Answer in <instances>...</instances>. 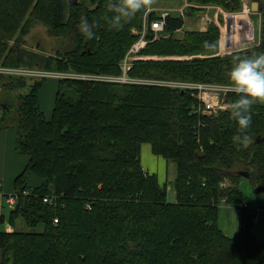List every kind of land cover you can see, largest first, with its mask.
<instances>
[{
	"label": "trees",
	"instance_id": "16d2710c",
	"mask_svg": "<svg viewBox=\"0 0 264 264\" xmlns=\"http://www.w3.org/2000/svg\"><path fill=\"white\" fill-rule=\"evenodd\" d=\"M147 1L117 24L109 5L118 0H0V64L37 63L61 74L120 76V64L137 39L132 30L142 28ZM188 1L199 7H190L188 16L204 11L203 6L237 12L243 4ZM27 17L29 25H22ZM81 17L92 26L93 38L80 31ZM155 17L150 14L151 20ZM259 17L258 45L217 56L219 35L211 24L207 32L188 33L182 41L151 43L141 54L214 57L135 61L129 76L228 85L236 58L264 53V7ZM35 23L47 26L55 37H69L73 49L57 58L23 49L19 31ZM183 25L182 17H170L165 32ZM51 79L33 80L29 92L19 96L18 116L0 100V128L19 123L14 127L17 151L28 159L15 183L17 202L7 204L8 223L15 229L0 231V264H264V241L251 234L259 207L246 202L237 187L240 173H249L250 184L264 195V105L252 106V123L240 133L230 108L218 116L194 114L198 104L190 91ZM48 82L57 89L50 119L40 105ZM18 89L15 80L0 77V92ZM237 98L230 93L226 100L231 104ZM237 134L251 138L247 147L234 139ZM143 144L176 165L175 203L167 201L168 185L161 186L156 175L143 170ZM31 173L41 180L39 185L28 184ZM46 198L52 202L45 203ZM221 204L239 211L240 232L234 239L218 228ZM20 219L29 228L42 225L43 232L17 231ZM5 222L0 215V225Z\"/></svg>",
	"mask_w": 264,
	"mask_h": 264
},
{
	"label": "rangeland",
	"instance_id": "374dc122",
	"mask_svg": "<svg viewBox=\"0 0 264 264\" xmlns=\"http://www.w3.org/2000/svg\"><path fill=\"white\" fill-rule=\"evenodd\" d=\"M67 1L69 3H75V4L79 3V0H67ZM243 1H245V0H242V2ZM188 2H189L188 0H148L147 1L145 15L150 9H151V11H153L151 13H155L156 15H157V12H155V11H167V12H170L172 14L173 13H180L183 11L182 18L184 20V25L181 28V30H178V31L171 33V34H167L161 40L163 41V40L173 38L177 41H182L185 39V37L188 33H191V32H207L209 26L211 24H214L218 30V35H219V41H218L219 45H218V50L216 51V55L222 57V56H226V55H230V54L234 53V52L229 53V54L225 53L222 50L220 43H219L221 38H223L222 35L225 34V31L222 30V24L220 23V18L223 19L222 15L220 18L218 17V20L216 19V22L209 23V21H208L207 25H206V23H203V25H202L201 20H204V19H202L203 17H205L204 14L198 15L199 12H197V14H196L195 11L191 12L189 14V16L186 14L187 10L190 8L188 5L192 4V3H188ZM263 6H264V0H263ZM251 7H252V4H251ZM95 8H96V6L94 7V5L91 7V9H95ZM218 8H220V7H218ZM231 13H233L236 16V18L238 19V25H240L239 24V16L240 15H246L242 11H237V12L235 11V12H231ZM150 14L147 15V17H149V19H150ZM145 15H144V17H145ZM255 16L256 15H254V17H253V24L255 27V37L259 38V36H261V35H259V30H258L259 22L257 21ZM210 19H212V17ZM27 21H28V17L23 22L22 25H29V24H26ZM248 22H250L249 17H248ZM19 32H21L23 34V45L21 47L27 51L38 54L40 56L44 55L47 57L57 58V56L58 57L64 56L65 53H67L73 49L72 40L69 37H67V36L65 37L63 33H59V35L55 37L54 35H51L47 26H44L40 23H35L34 26H28L26 28H24V26H23V28H21V30ZM18 35L19 34L17 33L15 37L17 38ZM225 38H227V37H225ZM241 50H244V49H241ZM194 57H196V58H204V57L208 58V57H214V54L211 55L210 53H206V54H199V55H195V56L186 55V56H177V57H160V56H155V55L143 53V54L139 55L135 61L136 62L137 61H149V60L158 61V60H174V59L187 60V59H192ZM71 73L72 72H67L63 76H67ZM59 74H61V73H57L54 70L44 71V69L39 67L37 65V63L33 67L24 66V65L18 66V65L0 64V77L6 79L8 81L9 80H15V85H17L19 88L16 92H8L5 90H2L0 92L1 93L0 100L3 101V105L6 108H10L11 110H14V111H12L14 116H18V107L20 106L19 96L29 92L28 87H29V85H31L33 83V80L36 78L37 79L38 78L39 79H47V78L49 79V78H56V77L60 78ZM92 75H98V74H92ZM53 76H56V77H53ZM82 76H84V75H82ZM23 80L25 81V86L24 85L22 86ZM80 80L84 81L82 79H80ZM50 83H53V84H50ZM47 84H50V85L46 86V88L40 94V104H41V108H42L43 112L45 113V116L48 119H50L51 113H52V108H53V98H54L53 96L56 92V88L54 85L55 82H48ZM261 104L264 105V102H261ZM14 112H16L17 114H14ZM16 121H18V118L16 119ZM16 123H18V122L12 123L13 124L12 128H14L16 126ZM142 151L144 153V157L149 154L148 153L149 147L147 146V144H145L142 147ZM162 163H165V162L162 160ZM164 165H165V167H164L165 174L167 173L168 175H167V178H166V176L164 178H162V176H161V180L165 179V181H163V182L167 183L168 188H169L168 192H167V201L170 203H175L176 202V195H175V191H174L173 182L176 178V165L174 163H170V162H166ZM168 167H169V170H168ZM238 180L239 179H237L236 181H238ZM251 184H250L248 178L243 177L240 180V182L238 181L237 187L241 190L242 193H244L245 199L250 201L253 205H255L256 199L254 198V196H255L257 191H256V189H254V187ZM226 186L227 187L231 186V182H229L227 180ZM261 205L264 206L263 203H261ZM221 206H225V205L221 204L220 207ZM9 212H10V210H7L5 212L7 223L9 222L8 221ZM232 212L235 213V210H232ZM260 213L261 214L264 213V210H260L259 214ZM16 226H17V231L25 232V233H41L44 230V227L42 225H40L38 228H29L23 219L17 220ZM221 226L223 228H225L224 227V217L222 218ZM5 228H6V225H4V224L0 225V231L5 230ZM262 236L264 238V235H262Z\"/></svg>",
	"mask_w": 264,
	"mask_h": 264
},
{
	"label": "built area",
	"instance_id": "2783aa9c",
	"mask_svg": "<svg viewBox=\"0 0 264 264\" xmlns=\"http://www.w3.org/2000/svg\"><path fill=\"white\" fill-rule=\"evenodd\" d=\"M252 0H245L242 4L241 11L249 17L250 22H248V17L246 15L239 16V24L236 16L231 13L224 11L223 9H218L220 16L223 17L222 28L229 32L228 38L223 44L227 51H239L251 46L258 45L260 43L259 38L255 37V27L253 24V17L255 12L251 7ZM189 7H196L192 4L188 5ZM203 8V7H201ZM208 9V8H207ZM151 9L146 13L142 28L139 30H133L134 36H136V41L131 46L130 50L126 53L122 63L120 64L122 74L117 77L106 76V75H78V74H69L63 76L64 74H59L60 78L68 79H77L84 81L92 82H102V83H111V84H122V85H146L152 87L160 88H174L179 89L180 91H190L191 96L197 101V106L193 111L196 115H206L207 117L218 116L220 113L228 110L230 104L227 102V95L234 93L228 87V85H213V84H203V83H191V82H181V81H168V80H157V79H137L129 76L133 68L134 61L141 55L142 51L146 47L156 41L161 40L167 33L165 32L167 19L170 17H182L183 11L180 13H170L167 11H155L157 15L154 20L149 19ZM227 16H230L231 19L227 22ZM244 20V22L242 21ZM229 23V25H228ZM259 35L261 32V18L259 17L258 25ZM231 44V46H230ZM229 52V53H231ZM228 54V53H227ZM56 77V76H53ZM59 78V77H56ZM236 94V93H234ZM6 200V204L14 207L17 202V195L14 193L8 195L6 198L3 194L0 193V209L3 208L2 201ZM45 203H51L52 200L46 198ZM225 202V201H224ZM246 207V206H245ZM54 224H58V219L54 220Z\"/></svg>",
	"mask_w": 264,
	"mask_h": 264
},
{
	"label": "crops",
	"instance_id": "0c3cea01",
	"mask_svg": "<svg viewBox=\"0 0 264 264\" xmlns=\"http://www.w3.org/2000/svg\"><path fill=\"white\" fill-rule=\"evenodd\" d=\"M261 7L262 8L264 7L263 6V0H261ZM197 8H199V7H197ZM202 9H204V11H202L198 14V15H203V14L205 15V17L202 18L204 20H201L202 25H203V23H206V25H207L208 21H209V23L216 22V19L218 20V17L219 18L221 17L219 14L220 12L218 10L220 8H218V7L203 6ZM259 13L260 12H257V13L255 12V15H256L255 17H256L258 22H259ZM209 17L210 18L212 17V19H210ZM230 19H231V17L227 16V22H229ZM228 25H229V23H228ZM134 30H139V29H134ZM222 30L226 31L224 28H222ZM132 35H134L133 30H132ZM224 40H225L224 37L221 38V40L219 42L220 46L225 53L229 54V52H231V51H227V49L225 48V46L223 44ZM230 46H231V44H230ZM54 80H57V78L51 79V81H54ZM50 84H53V83H50ZM42 91L40 92V94L42 93ZM56 93H57V89H56V92L53 96L54 97L53 98V107H54V101H55ZM52 110H53V108H52ZM51 115H52V113H51ZM17 138H18V133H17L15 128H12V127H9L7 129H1L0 128V193L3 194V196H5V197L15 193L16 180L25 171V169L28 165V159L25 156L20 155L17 151ZM144 145L145 144H143L142 147ZM147 146L149 147V152H148L149 154L145 157H144V153H143L142 147H141V164H142L143 170L149 175H156L158 178L159 184L161 186H165V185H167V183L163 182V181H165V179L161 180V176H162V178H164L165 176L167 178L168 174L167 173L165 174V171H164V167H165L164 164L167 161L163 157L154 155L152 152L150 144H147ZM162 160L165 163H162ZM168 170H169V167H168ZM176 176H177V167H176ZM40 181L41 180H39L33 173L29 174L28 184L30 186L39 185L41 183ZM168 189H167V191H168ZM254 198L256 199L255 205H253L250 201L245 199L246 202H248L249 204H252L254 207H259V209L257 210V219L255 221L253 228H252L251 234H252V236L257 238L258 240L264 241V238L262 236V235H264V213L259 214L260 210H264V206L261 205V203H263V205H264V196L260 195L256 192ZM223 205H225V204H223ZM7 210H10V209L7 208V204H4L3 208L0 209V215L6 216L5 212ZM232 210H235V213L232 212ZM223 217H224V227L225 228H223L221 226V221H222ZM217 224H218V228L224 234L225 237H227L229 239H234L235 237L238 236V234L240 232L239 211L235 207L230 206V205H225V206L219 207ZM4 225H6L5 230L7 232H12L15 229V228L11 227L10 224L7 223V221L5 222Z\"/></svg>",
	"mask_w": 264,
	"mask_h": 264
},
{
	"label": "clouds",
	"instance_id": "9594fccd",
	"mask_svg": "<svg viewBox=\"0 0 264 264\" xmlns=\"http://www.w3.org/2000/svg\"><path fill=\"white\" fill-rule=\"evenodd\" d=\"M116 13L113 17L118 24L123 18L133 16L144 7L143 0H118L109 5ZM80 31L89 39L94 37V31L86 17H81ZM206 46L214 47V45ZM228 87L238 98L228 107L231 109V117L237 121L239 132L245 133L252 123V106L264 102V53L254 56L236 58L229 72ZM234 139L242 147H247L251 138L246 134H237Z\"/></svg>",
	"mask_w": 264,
	"mask_h": 264
},
{
	"label": "water",
	"instance_id": "95a60500",
	"mask_svg": "<svg viewBox=\"0 0 264 264\" xmlns=\"http://www.w3.org/2000/svg\"><path fill=\"white\" fill-rule=\"evenodd\" d=\"M252 9L254 12H261L263 10V8L261 7V0H253L252 1ZM240 175L242 177H246V178H249L250 175L249 173H244V172H241Z\"/></svg>",
	"mask_w": 264,
	"mask_h": 264
},
{
	"label": "bare ground",
	"instance_id": "6f19581e",
	"mask_svg": "<svg viewBox=\"0 0 264 264\" xmlns=\"http://www.w3.org/2000/svg\"><path fill=\"white\" fill-rule=\"evenodd\" d=\"M242 21L244 22V20H242ZM228 35H229V32H226V31H225L224 36L228 38ZM227 38H226V39H227Z\"/></svg>",
	"mask_w": 264,
	"mask_h": 264
}]
</instances>
